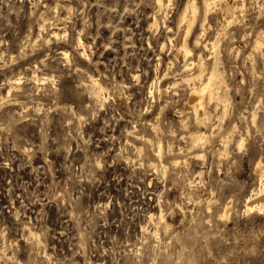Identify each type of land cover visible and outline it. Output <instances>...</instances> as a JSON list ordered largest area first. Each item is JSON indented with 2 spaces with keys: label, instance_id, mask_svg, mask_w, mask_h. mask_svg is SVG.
Returning a JSON list of instances; mask_svg holds the SVG:
<instances>
[{
  "label": "clouds",
  "instance_id": "1",
  "mask_svg": "<svg viewBox=\"0 0 264 264\" xmlns=\"http://www.w3.org/2000/svg\"><path fill=\"white\" fill-rule=\"evenodd\" d=\"M32 2V15L35 16L36 9L44 4V0ZM70 2L71 0H56L57 7L49 8L45 5V13L36 17L34 25H40L41 31L47 32L49 36L47 40H44L43 36L40 37L44 45L52 42V29L61 25L62 35L57 37L58 41L69 43L70 26L73 33L76 32L72 18L74 15L81 16L82 13L71 7H63L65 3ZM126 2L133 4L136 0ZM144 2L145 0H140V3ZM216 2L225 5L227 15L232 17L231 23L240 26L239 39L244 42L246 53L242 66L249 69L251 85L246 86V81L240 79L233 81V87L229 88L228 82L223 79V76H229L231 79V72L239 70L236 61L240 59L241 49L232 47L236 39V34L232 33L230 44L225 49L228 71H224L225 63L220 62L218 58L209 68H205L204 61L196 65L201 76L222 73L215 100L208 102L207 110L202 116V105H196L194 112L181 110V106L187 104L188 89L194 86L192 79L184 78L185 72L191 76L188 67L173 73V65H169L161 76L160 64H157L156 80L147 87V81L141 80V76H147V73L141 72L140 69L136 70L137 75L129 73L131 84L118 83L115 76L108 79L104 73H100L98 62L93 66L90 57L95 55L91 51L94 45L83 43L81 37L85 36L84 31L73 35L69 45L72 49L70 53L64 52L54 57L57 65L68 67L75 74L78 79L77 88L89 90L91 96L90 101H78L83 114L71 108L65 109L80 122L74 129L76 136L72 137L69 133L68 138L77 139L85 146L90 145L93 142L92 137L84 138L82 125L101 119L103 126L99 131L111 146L106 152L86 153L85 167L80 170L79 176L72 179L73 187L84 179H94L97 171L103 169L108 159L112 158L114 150L115 158L112 162L123 164L130 170V184L139 179L138 172H142L145 177L152 176L159 184L155 191L158 214L153 215L152 212L144 210L141 216V213L133 210V219L125 224V227H130L131 223L138 222L139 234L136 235L135 243H121L113 237L112 247L105 249L102 245L96 246L90 234L93 226L92 216L86 210H81L79 215L73 211L72 219L77 222L78 228L81 216L84 217V227L80 228L79 232V254L85 257L86 264H92V256L87 250L89 247L97 259L109 256L113 264H121V261L124 264H264V219H261L264 217V202L252 204L253 201L264 197V120L260 119V113L264 112V90L256 96L258 83L264 80V71H256L258 63L264 65V0ZM80 3L87 7L85 0H80ZM153 3L160 4L162 0H153ZM11 4L12 0H0V18H3L4 5H8L11 11ZM136 6L139 7V4ZM58 8L67 12L63 20L55 15ZM115 10L113 8L110 11ZM127 11L129 8L126 7L125 12ZM84 24L88 26L87 19ZM105 26L111 27V24H100V27ZM227 27L228 24H225V29ZM6 45L7 41L0 38V50H5ZM29 49L32 51L29 52ZM35 51L36 44L31 40L30 28L27 39L21 42L19 57H9L5 60L0 54V70L11 68L18 59L24 60ZM69 56L71 59H68ZM80 57L87 61L83 67L78 66ZM48 59L49 57L45 56V60ZM40 63L45 68L48 67L44 61ZM35 72V67L19 73L13 72L11 79L0 83V90L10 85L11 90L17 93L14 97L10 93L0 95V138H3L5 133L11 136L13 125L19 122L18 117L27 118L25 113L29 111L30 105L35 113L43 110L47 114L48 111L56 110L55 107L44 109L43 105H36L34 97L39 95L40 91H44L46 95L53 94V89L45 90L40 86L53 81L43 74L33 75ZM95 73H99V76ZM169 73H172L178 83L161 90V79L169 78ZM101 77H104L106 86L101 85ZM21 84L26 86L23 91L19 87ZM181 85L188 86L183 89L184 95L178 91ZM130 87H138L146 92V95L134 104L133 96L128 94ZM221 90L224 94L222 98L219 95ZM233 91L240 97L237 101L239 107L230 105L229 93ZM246 93H251L257 102L252 103L250 100L245 104ZM106 100L113 101L107 105V111ZM71 102L77 103L76 100ZM10 104H19L23 112L14 113L11 119H7L3 109ZM154 105L159 115L149 123L143 118L144 113L150 111ZM230 106L236 108L238 115L229 111ZM169 109L174 113L171 119L165 115ZM101 112H105L104 117H101ZM126 117V123L131 127H125L118 136L116 126ZM176 117H179V120H176ZM225 121H228L227 125ZM190 127L194 129L193 132H189ZM201 128L208 129L206 135L200 131ZM109 130L112 135L108 134ZM181 140L184 141L182 148L179 147ZM135 141L142 143L138 147ZM44 144H47V137ZM65 150L70 152L71 148ZM11 191L9 188L10 193ZM66 197L67 203H75L71 200L67 188L63 192L51 191L46 199L63 203ZM22 207L26 209L28 206L22 204ZM106 208L107 205L104 206L105 210ZM22 215L24 213L17 210L16 220L19 227L16 234L19 239L27 240L31 245L29 249H25L28 253L26 264H60L47 254L40 240L41 236L46 239L49 233L44 223L43 210L38 217L39 226L32 223L31 217L27 220L21 219ZM20 251L19 241L11 239L9 230L0 225V264H22L18 259Z\"/></svg>",
  "mask_w": 264,
  "mask_h": 264
},
{
  "label": "rangeland",
  "instance_id": "2",
  "mask_svg": "<svg viewBox=\"0 0 264 264\" xmlns=\"http://www.w3.org/2000/svg\"><path fill=\"white\" fill-rule=\"evenodd\" d=\"M210 1L213 2V7L208 10L205 0H197L198 14L191 31L186 35L187 20L183 21L182 15L190 0H171V3L169 0H164L162 7L154 4L153 0H145L144 3L136 0L133 4H128L126 0H100L99 3L97 0H85L87 7L80 3V0H71L63 7H71L82 13L81 16L74 15L72 18V25L75 26L76 32L73 33L70 26L69 43H64L57 40V37L62 35L63 25L54 28L52 42L47 45L43 44L40 37L43 36L44 40H47L48 33L42 32L41 26L34 25L33 22L36 17L45 13V5L49 8L57 7L56 0H44V4L36 9L35 16L32 15V0H12L11 11L8 5H4L3 18H0V38L7 41V45L5 50H0V54L5 57V60L9 57H19L21 42L27 39L30 28L31 40L36 44V51L24 60L18 59L11 68L0 70V83L11 79L13 72L19 73L24 69L35 67L36 72L33 75L43 74L44 77L53 81L40 86L45 90L53 89V94L46 95L44 91H40L39 95L34 97L36 105H43L44 109L56 108L55 111H48L47 114L43 110L35 113L32 111L33 106L30 105L29 111L25 113L27 118L18 117L19 122L13 125L11 136L5 133L3 138H0V225L9 230L11 239L19 241L21 251L18 259L22 264H26L28 260L25 249H29L31 245L27 240L19 239L16 234V229L19 227V222L16 220L17 210L24 213L21 219L27 220L31 217L32 223L38 226L40 223L38 217L43 210L44 223L49 233L46 239L41 236L40 240L47 254L58 260L60 264H86L85 257L79 254V232L80 228L84 227V217L81 216V224L78 228L77 222L72 219L73 211L79 215L81 210H86L92 216L93 226L90 229L92 241H95L96 246L102 245L105 249L112 247L113 237L121 243L136 242V235L139 234L138 222L125 227V224L133 219V210L141 213V216L144 210L152 212L153 215L158 214L155 195L159 187L158 181L152 176L145 177L142 172H138L139 179L130 184L128 180L130 170L123 164L112 162L115 158V150L112 158L108 159L103 169L97 171L94 179H84L73 187L72 179L74 176H79L80 170L85 167L86 153L106 152L111 146L104 139V134L99 131L103 126L101 119L82 125L84 138L92 137L93 142L90 145L85 146L77 139L68 138L69 133L72 137L76 136L74 129L80 122L65 109L71 108L83 114L78 101H90L91 96L89 90L77 88L78 79L75 74L68 67L57 65L54 57L64 52L70 53L72 49L69 45L73 35L84 31L85 36L81 37V40L85 45H94L91 51L95 55L90 59L93 61V66L99 63L100 73H104L108 79L115 76V81L118 83L131 84L129 73L137 75L136 70L140 69L141 72L147 73V76H141L142 82L147 81V87L156 80L155 66L157 64H160L161 76L169 65H173V73L182 71L186 66L190 68L191 74L195 75L200 73L196 67L199 62L204 61L205 68H209L218 58L220 62L225 63L224 71H228L225 49L230 44V35L235 33L236 39L232 47L241 49L240 59L236 61L239 70L231 72V79L229 76H223V79L228 82L229 88L233 87V81L240 79L246 81V86H250L249 69L242 66L246 53L244 42L239 39L240 26L229 23L225 5L218 3L222 11L219 15L215 8L216 0ZM136 4H139V7ZM126 7L129 8L127 12H125ZM113 8L116 10L110 11ZM55 15L63 20L67 12L60 11L58 8ZM85 19L88 20V26L84 24ZM100 24H111V27H100ZM225 24H228L227 29ZM185 35L189 49L187 56L182 46ZM31 51L29 49V52ZM45 56L49 59L45 60ZM68 59H71V56ZM41 61H44L48 67L41 65ZM192 62L194 63L191 65ZM85 64L87 61L80 57L78 66L83 67ZM256 71H264V65L258 63ZM219 74L222 75V73ZM95 75L99 76V73ZM186 75H188L187 72L184 73V76ZM209 75H203L202 79H206ZM200 81V79L193 80L197 84ZM100 83L104 85V77H101ZM176 83L178 80L169 73V78L161 79L159 88L163 90ZM19 87L23 91L26 86L21 84ZM185 87L188 86L181 85L178 89L181 95H184ZM262 90H264V80L258 83L257 97ZM222 92L221 90L219 94L224 95ZM9 93L12 97L17 96L10 85L0 90V95ZM128 94L133 96L135 104L143 99L146 92L138 87H130ZM229 95L231 96L230 105L239 107L237 101L240 97L236 96L234 91ZM73 100L77 103H72ZM250 100L252 103L257 102L251 93H246L245 104H248ZM112 102V100H106L105 111H107V105ZM116 102L119 103V100ZM144 106L147 107L146 104ZM181 110L195 111L194 108L186 105H182ZM201 110L202 116L205 110ZM249 110L251 111V108ZM229 111L238 115L234 107L230 106ZM20 112H23V109L19 104H10L3 109L7 119H11L14 113ZM100 115L104 117L105 112H101ZM156 115H159V112L154 105L150 111H145L143 118L151 123ZM165 115L171 119L174 113L169 109L166 110ZM127 119L128 117L116 126V135L119 136L125 127L130 129L131 126L126 123ZM175 119L179 120V117ZM260 119L264 120V112L260 113ZM227 123L228 121H225V125ZM259 123L258 120L257 124ZM193 131L194 129L190 127L189 132ZM200 131L206 135L208 129L201 128ZM108 134L112 135V131L109 130ZM45 137H47V144H44ZM135 142L138 147L142 143ZM97 143H99L98 148ZM68 147L71 148L70 152L65 150ZM179 147H184L183 140L179 141ZM9 188L12 189L11 193ZM65 188L68 189L71 200L75 203H67V197L63 203L46 199L51 191L63 192ZM22 204L28 207L25 209ZM105 205H107L106 210ZM253 215L256 214L253 213ZM169 222L171 223V218ZM87 250L92 256V264H113L109 256L97 259L96 255L92 254L91 247ZM121 264L124 262L121 261Z\"/></svg>",
  "mask_w": 264,
  "mask_h": 264
},
{
  "label": "bare ground",
  "instance_id": "3",
  "mask_svg": "<svg viewBox=\"0 0 264 264\" xmlns=\"http://www.w3.org/2000/svg\"><path fill=\"white\" fill-rule=\"evenodd\" d=\"M163 3H164V0H162V3L160 4H157L159 5L160 7L163 6ZM205 6H207V9L210 10L212 6V1L210 0H205ZM187 4V3H186ZM156 6V5H155ZM198 3H197V0H190V2H188L186 8H185V11L183 12L184 14L182 15V20H187V31H186V35L191 31L194 23H195V20H196V16H197V12H198ZM218 14H222V11H221V7L218 5V3L216 4L215 6ZM161 9V8H160ZM159 9V10H160ZM162 10V9H161ZM182 14V13H181ZM231 20H232V17L229 16V23H231ZM181 21V20H180ZM186 23V22H184ZM181 25V24H180ZM186 35L184 37V40H183V43H182V46H183V49L185 51V56H187L188 52H189V49L187 48V43H186ZM213 46L215 47V44H213ZM189 56V55H188ZM201 57V55H200ZM193 58V57H192ZM191 58V59H192ZM189 59V60H191ZM195 60V58H194ZM193 60V61H194ZM188 61V60H187ZM190 62V61H189ZM194 62L191 63V65L193 64ZM196 63V62H195ZM186 64V63H185ZM190 64V63H189ZM187 65V64H186ZM196 65V64H195ZM186 67V66H185ZM190 67V66H189ZM220 73V72H219ZM218 72L215 73V74H210L206 79H202V76H201V72L198 73V74H191V76L186 75L184 76L185 79H192V80H196L197 77H200L199 79L201 80L199 84L197 83H194V86L191 87L190 91L188 92V98H187V104L186 106L188 107H192V109L194 108L195 109V106L196 105H202L201 109L203 110H207L206 109V106L208 104V102L210 100H213L215 99V93H216V90L219 88V81H220V78H221V75L219 74ZM221 92V91H220ZM223 93V92H222ZM220 95V94H219ZM220 97L222 98L223 95H220ZM200 109V110H201ZM202 111V110H201ZM261 201L263 202L264 201V197H260L258 202ZM257 201H253L252 204H256Z\"/></svg>",
  "mask_w": 264,
  "mask_h": 264
}]
</instances>
